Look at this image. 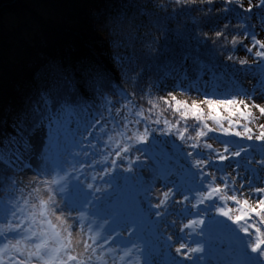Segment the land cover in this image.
I'll return each instance as SVG.
<instances>
[{"label":"trees","instance_id":"16d2710c","mask_svg":"<svg viewBox=\"0 0 264 264\" xmlns=\"http://www.w3.org/2000/svg\"><path fill=\"white\" fill-rule=\"evenodd\" d=\"M242 3L243 8L226 0H0V143L10 146L0 161V215L15 204L24 209L17 216L27 226L45 158L56 172L67 170L77 185L74 193L92 194L117 219L129 203L141 223L165 214L168 200L157 205L165 192L176 195L181 180L188 177L193 190H200L201 172L217 177L228 165L217 155L222 140L239 144L249 155L244 162L262 163L253 152L264 149V141L257 134L235 135L244 133L236 123L253 125L241 116L250 107L225 103L241 100L233 90L251 67L244 53L252 36L259 40L264 30L261 0H251L250 12L244 11L249 0ZM217 31L224 35L217 37ZM234 38L241 43L233 45ZM207 77L220 86L206 92L202 81L203 95L193 93ZM198 130L207 134L188 139ZM140 134L144 138L136 139ZM227 147L223 154L237 158ZM198 159L209 163L194 167ZM156 186L163 191L159 200ZM70 192L66 185L62 193ZM40 197L46 199L45 193Z\"/></svg>","mask_w":264,"mask_h":264},{"label":"rangeland","instance_id":"374dc122","mask_svg":"<svg viewBox=\"0 0 264 264\" xmlns=\"http://www.w3.org/2000/svg\"><path fill=\"white\" fill-rule=\"evenodd\" d=\"M259 40L264 42V30L260 32ZM252 44L253 41L250 42V47ZM256 51H264V49L256 46L251 52L246 50L244 53L251 67L244 74L243 84H236L233 92L250 106L252 101L248 99V96H252L255 103L264 106V58L256 56ZM202 81L207 89L206 92L209 90L212 92V87L219 85V82L211 77L199 81L195 84L193 91L198 96L203 95V91H200L203 86L200 84ZM217 94L222 93L217 92ZM250 109L253 115H260L255 108L250 107ZM260 124H264V118L254 120L251 127L247 126L251 129L250 134L259 135ZM235 126L244 129L245 124L236 123ZM222 142L235 147L233 151L240 150L237 143L226 140ZM252 147L256 146L252 145ZM223 149L224 146H221L222 151ZM253 154L256 158H260L261 162L264 161V149ZM248 156L241 151L237 158H228V165L222 166L217 172L216 184L223 187L220 177H227L230 188L235 190L237 198L249 199V204L254 206L256 201L251 197L261 195L254 193V189L264 188V163L253 160L244 162L242 158H248ZM56 161L54 159L53 163ZM54 166L60 171L58 164L54 163ZM39 170L40 181L50 179L56 172L49 158L41 162ZM188 179L187 177V180H181L182 186L176 190V195L169 196L167 199L169 206L165 214L145 223L135 222L130 205L126 202L121 207L122 217L118 219L111 217L100 208L92 194L89 196L85 193L86 191L74 193L77 185L75 181L68 179L66 185L73 191L70 192L72 194L66 193V196L62 192L51 193L57 202L53 205L56 212L52 222L59 224L56 216H59L61 212L64 213L66 224L62 227L71 225L72 253L78 257V260L86 261L91 255L92 260L87 261V264H236L237 262L245 264L247 259L245 245L248 243V236L240 231V225L228 218L218 227L213 225L220 216L217 206L224 207L226 211L231 209L230 215L233 217L240 214L237 211L238 206L233 201H224L225 204L222 206V202L217 199L215 205L212 201L198 204L195 198L198 189L193 190V183ZM39 187L41 192L38 195L42 196L44 192L47 198L49 193L44 191L46 186L40 183ZM52 187L55 188L54 185ZM158 190L160 186H156L153 196L158 197L159 200L163 196V191L157 192ZM228 192L232 194L229 190ZM184 196H188V199L185 200ZM113 201L114 199L109 205H113ZM193 205L196 206L193 207ZM81 216L83 219H78ZM258 220L259 218L253 217L250 223L264 230V225H260ZM249 231L254 232V229L250 228ZM89 237H95V240ZM209 237L211 238L208 239ZM118 239H123V242L119 243ZM85 242L96 251L93 253L90 248L85 252ZM181 244H184L185 248L177 253L176 249L180 248ZM230 245L234 248L232 252H230L232 248L226 249ZM195 248H201L203 251H191ZM248 255H255L250 252V248Z\"/></svg>","mask_w":264,"mask_h":264},{"label":"snow or ice","instance_id":"6c2138e0","mask_svg":"<svg viewBox=\"0 0 264 264\" xmlns=\"http://www.w3.org/2000/svg\"><path fill=\"white\" fill-rule=\"evenodd\" d=\"M179 2V0H177ZM210 3L211 0H208ZM226 3L231 5H238L239 8H243L242 0H226ZM249 8L244 9V11H251V0H249ZM261 4H264V0H261ZM228 9H226L227 11ZM231 11L236 12L237 9L233 8ZM224 33L217 31L216 36L221 37ZM247 38V37H246ZM252 47L247 48L248 52H251L253 47L258 46L260 49H264V42L257 40L255 36H252ZM233 45L241 43L237 41L235 38L231 41ZM256 56L264 58V51H256ZM231 59V57H229ZM241 64L247 63L244 60L240 61ZM175 100V97H172ZM248 99L252 101L251 106L248 103H245L243 99L229 100L225 103L227 104H243L245 109L249 107L255 108L259 116L253 115L251 111L247 114L241 112V116L244 119L249 120V122L254 120H259L264 118V106L255 103L252 96H248ZM149 103H152L149 101ZM180 103V102H177ZM205 103L211 105V101H206ZM155 106V105H154ZM192 108L195 109L197 106L193 103ZM150 111V109H149ZM137 116H143V112H137ZM181 116L186 118L187 113H181ZM199 119V117H197ZM215 119V117H213ZM159 123V121H155ZM231 123V121H229ZM139 123V121H136ZM167 124L168 121L166 120ZM195 127H199L198 125ZM206 127V125H205ZM259 128L261 129L259 135L255 137L256 140L264 141V124H260ZM147 128L145 129V133H147ZM187 131V129H184ZM227 132V129H224ZM251 129L244 126V133L236 132V136H240L242 134L250 133ZM144 134H140L136 136V139L141 140L144 138ZM207 133L203 130L196 131V136H189L188 139L195 140L199 137L205 136ZM119 135H123V133H119ZM178 135L181 139L184 138V132H178ZM251 140L253 137L248 135L247 137ZM112 139V137H109ZM225 144L223 149V153H229V148L227 147V142H222ZM192 148H196L197 144L193 143L191 145ZM204 148L212 149L211 144H204ZM10 150V146H4L0 143V161H3L6 153ZM123 151L127 152L128 148H124ZM241 149L239 151H233L230 153L231 156H240ZM223 153L217 152V155L220 160H226L229 157L225 156ZM117 155L119 153L117 152ZM189 155H192L189 153ZM11 159V157H9ZM106 159V157H105ZM115 163V161H113ZM209 161L207 159L196 160L194 167L200 168L202 165H207ZM264 163V161H262ZM82 168V165H81ZM75 170V168H74ZM55 172V170H54ZM64 175H61L59 172H55L54 175L51 176L50 179L40 181L41 184L45 185L44 191L48 192L49 195L47 198H42L38 194L41 192L40 187H36L33 189V193L37 194V203L32 204L31 207L34 211L28 212L27 219L29 223L25 226L22 222H20V218L17 216V212L24 211L23 208H19L15 204H11L10 206H5L4 212L0 215V218L6 220V223L0 224V264H68L69 261H76L77 264H87V261L92 260V256L89 255L87 257V261L84 259L78 260V257L71 254L69 251L72 248V232L70 230L71 225L66 227H62L66 224V219L64 217V213L61 212L59 216H56V220L59 224H54L51 220L47 219L49 214L55 215L56 209L52 207L56 205L57 202L54 196L51 194L53 192H63L65 185L68 181L69 174L67 170H64ZM201 176L205 177L204 180L201 181L200 190L197 191L196 200L198 204H203L205 201H212L215 205V199L221 201H233L238 207L237 211L240 213L239 215L232 216L230 215L231 209L225 210L224 207L217 206V211L220 212L221 215L228 217L229 220H232L234 223L240 225V231L244 232L248 236V243L245 245V255L247 257L245 264H264V230L261 227H257L255 224L250 223L253 217L259 218L258 223L260 225H264V188H256L254 189V193L261 194L260 196L253 195L251 198L256 201L255 205L249 204V199L240 200L235 195V190L230 188L227 177H220L223 181V187L215 184L217 177L214 174L201 172ZM95 179V177H93ZM234 183V181H233ZM55 186L53 188L52 186ZM89 188L92 187L91 184L88 185ZM243 187V185H241ZM228 189L232 194H229ZM170 193H164V200L157 205L160 207L168 198ZM215 198V199H214ZM184 199L187 200L188 196H184ZM28 201L25 200V204ZM196 205H193L195 207ZM39 217V221L37 218ZM78 219L82 220L83 216ZM18 222H13V221ZM243 221V223H241ZM43 225H47V228L43 227ZM187 227V226H186ZM253 228L254 232H250L249 229ZM63 233V234H62ZM14 234V235H10ZM90 239L95 240V237H89ZM92 249L94 253L96 251L95 248H92L90 244L87 242L84 243V251L87 252L89 249ZM185 248L184 244H181L180 248H177V253H180ZM250 248V252L255 255H248V249ZM193 252H201L203 249L195 248L191 249ZM9 253H13L14 255H8ZM7 257V259H6ZM99 259V257H97Z\"/></svg>","mask_w":264,"mask_h":264},{"label":"water","instance_id":"95a60500","mask_svg":"<svg viewBox=\"0 0 264 264\" xmlns=\"http://www.w3.org/2000/svg\"><path fill=\"white\" fill-rule=\"evenodd\" d=\"M226 216H223V215H220V217L218 219H216L213 224L215 226H219L222 222H225L226 221Z\"/></svg>","mask_w":264,"mask_h":264}]
</instances>
